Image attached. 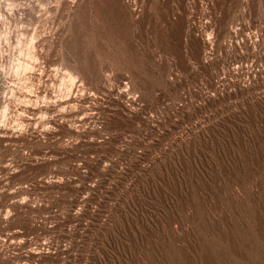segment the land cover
<instances>
[{"label": "rangeland", "instance_id": "rangeland-1", "mask_svg": "<svg viewBox=\"0 0 264 264\" xmlns=\"http://www.w3.org/2000/svg\"><path fill=\"white\" fill-rule=\"evenodd\" d=\"M263 38L264 0H0V264H264Z\"/></svg>", "mask_w": 264, "mask_h": 264}, {"label": "bare ground", "instance_id": "bare-ground-1", "mask_svg": "<svg viewBox=\"0 0 264 264\" xmlns=\"http://www.w3.org/2000/svg\"><path fill=\"white\" fill-rule=\"evenodd\" d=\"M47 27H48V26H47ZM242 30H243V29H242ZM203 32H204V31H203ZM235 32H236V29L233 30V33H235ZM236 34H237V33H236ZM256 37H257V36H256ZM258 37H259V36H258ZM261 37H262V36H261ZM261 37H260V38H261ZM250 39H251V38H250ZM256 39H257V38H256ZM263 39H264V38H263ZM246 40H247V39H246ZM199 41H200V40H199ZM206 41H207V40H206ZM206 41L202 39V44L204 45V47H205V45L208 43V42H206ZM200 42H201V41H200ZM200 42H199V43H200ZM257 42H258V40L255 41L254 44H256ZM259 42H260V40H259ZM259 42H258V43H259ZM248 43H249V42H248ZM252 43H253V42H252ZM261 43H263V41H262ZM258 45H259V44H258ZM262 46H263V45H262ZM201 47H202V45H201ZM204 47H203V48H204ZM206 47H207V46H206ZM232 47H233V46H232ZM253 47H254V46H253ZM42 49H43V48H42ZM29 52H30V51H29ZM37 55H38V54H37ZM45 55H46V54H45ZM22 57H23V56H22ZM34 58H35V57H34ZM203 58H204V57H202V60H203ZM39 60H40V59H39ZM204 62H205V61H204ZM204 62H203V63H204ZM20 63H21V62H20ZM29 63H31V62H29ZM84 63H85V62H84ZM240 64H241V63H240ZM34 66H35V65H34ZM37 66H38V65H37ZM37 66H36V67H37ZM236 67H237V66H236ZM262 68H264V67H262ZM23 69H24V68H23ZM26 69H27V68H26ZM59 69H60V68H59ZM94 70H95V69H94ZM65 71L67 72V73H66L67 75L65 74ZM65 71H64V74H65L66 77L63 76V78H62L63 80H61L62 82H60V83H62V85H63V86L61 85V86H62V87H61L62 90L58 88V89H59V92H57V93H60V91H61V92L63 93V90H65L66 94H65V93L62 94V96L65 95V97H62V96L60 97L61 94H58L59 97H57V96L54 95L56 99H54L52 105H50V106L47 107V109H50V107L53 106V108H51V111L54 110V113H55V110H56V111H57V114H61L62 116H65V115H66V114L64 115V113L68 111L67 107H68L69 110L71 111V109L73 110V109L75 108V105H79L80 102H83V103H84V100H85V101L89 100V99L86 100V98H89V97H91L93 94H94V95L96 94V93H91V94L89 93V94H87V93H88V92L86 91V89H87L86 87H87V86H85V83H86V82H83L82 80H80V79L78 78V75H77V74H76L77 76H75L74 73H73V74H74V75H73V74L71 73V70H65ZM236 71H237V70H236ZM36 72H37V71H36ZM36 72H35V73H36ZM260 72H261V71H260ZM48 73H49V72H48ZM64 74H63V75H64ZM81 74H82V73H81ZM33 76H34V75H33ZM37 76H38V75H37ZM37 76H36V77H37ZM50 76H51V75H50ZM50 76H49V79L47 78L49 81H51V80H50V79H51ZM36 77H35V78H36ZM38 77H39V76H38ZM44 77H45V76H44ZM47 77H48V76H47ZM64 77H65L66 79H64ZM32 78H33V77H32ZM40 78H43V77L41 76ZM58 78H59V77H58ZM14 79H15V78H14ZM44 79H45V78H44ZM78 79H79V80H78ZM42 81H43V80H42ZM59 81H60V80H59ZM32 82H33V81H32ZM43 82L45 83V80H44ZM46 82H47V81H46ZM52 82H53V80H52ZM54 82H55V81H54ZM15 83H16V82H15ZM41 84H42V83H41ZM50 84H51V83H50ZM54 84H56V83H54ZM47 85H48V87H52V86H50L49 84H47ZM52 85H53V84H52ZM15 86H16V85H15ZM39 86H40V85H39ZM41 86H42V85H41ZM29 87H30V86H29ZM46 87H47V86H46ZM48 87H47L46 89L40 88V91L38 90V91H39L38 93L46 92V94L48 95L49 91L51 92V90H52V89L49 90ZM12 88H13V87H12ZM24 88H26V87H24ZM85 88H86V89H85ZM21 89H22V88H21ZM30 89H31V88H30ZM30 89H29V91H30ZM38 89H39V88H38ZM54 89H56V88H54ZM11 90H12V89H11ZM18 90H19V89H18ZM16 91H17V90H16ZM53 91H54V90H53ZM55 91H56V90H55ZM88 91H89V89H88ZM90 91H91V90H90ZM23 92H24V91H23ZM36 92H37V91H36ZM16 93H17V92H16ZM31 93H32V92H31ZM57 93H56V94H57ZM97 93H98V92H97ZM20 94H21V93H20ZM22 94H23V93H22ZM24 94H26V93H24ZM36 94H37V93H36ZM46 94H44V97H45L46 100H48L49 98L47 99V96H45ZM50 94H51V93H50ZM50 94H49V95H50ZM54 94H55V93H54ZM86 94H87V95H86ZM13 95H14V94H13ZM17 95H18V94H17ZM27 95H28V93H27ZM31 95H32V94H31ZM34 95H35V94H34ZM39 95H40V94H39ZM14 97H15V96H14ZM19 97H22V96L19 95L18 98H19ZM29 97L31 98L32 96H29ZM37 97H39V96H37ZM51 97H52V96H51ZM22 98H23V97H22ZM26 98H27V97L25 96V100L28 99V98H27V99H26ZM30 98H29V99H30ZM42 98H43V97H42ZM53 98H54V97H53ZM92 98H93V97H92ZM92 98H91V99H92ZM32 99L34 100V98H32ZM37 99H38V98H37ZM93 99H95V98H93ZM39 100H40V98H39ZM29 101H30V100H29ZM29 101L26 102V101L23 100V102H26L27 104L29 103ZM34 101H35V100H34ZM34 101H33V103H34ZM36 101L38 102V100H36ZM48 101H49V100H48ZM50 101H51V100H50ZM90 101H91V100H90ZM19 102H20V100H19ZM37 102H36V103H37ZM87 102H88V101H87ZM91 102H92V101H91ZM26 103H25V104H26ZM33 103H32V105H33ZM49 103H50V102H49ZM85 103H86V102H85ZM89 103H90V102H89ZM19 104H20V103H19ZM34 104H35V103H34ZM91 104H92V103H91ZM95 104H96V103H95ZM95 104H94V105H95ZM21 105H22V103H21ZM28 105H29V104H28ZM44 105H45V104H44ZM84 105H85V104H84ZM86 105H88V103H87ZM92 105H93V104H92ZM92 105H91V106H92ZM94 105H93V106H94ZM81 106H82V105H81ZM96 106H97V104H96ZM130 106H131V105H130ZM18 107H19V106H18ZM25 107H26V106H25ZM57 107H58L59 109H58ZM84 107L86 108V106H84ZM84 107H83V108H84ZM20 108H21V107H20ZM83 108H82V109H83ZM98 108H99V107H98ZM42 109H43V108H42ZM42 109H41V110H42ZM76 109H77V108H76ZM82 109H81V110H82ZM88 109L90 110L89 106H88ZM88 109H87V110H88ZM15 110H16V109H15ZM17 110H18V109H17ZM19 110H20V109H19ZM28 110H29V111H31V110L35 111L36 108L33 107V108L30 109V108L28 107ZM28 110H27V111H28ZM44 110H45V109H44ZM85 110H86V109H85ZM45 111H46V110H45ZM75 111H76V110H75ZM77 111L79 112V111H80V108H79ZM82 111H83V110H82ZM13 112H14V111H13ZM37 112H38V111H37ZM41 112L45 115V112H44V111H41ZM59 112H60V113H59ZM71 112H72V114H73V111H71ZM92 112H94V109H93ZM92 112L90 111V113H92ZM26 113H29V112H26ZM46 113H47V112H46ZM67 113H70V112H67ZM75 113H77V112H74V114H75ZM83 113H84V112H83ZM85 113H86V112H85ZM88 113H89V111H88ZM88 113H86V114H88ZM21 114H22V112L20 113V115H21ZM40 114H41V113H39V115H40ZM47 114H48V113H47ZM55 114H56V113H55ZM55 114H52V115H55ZM70 114H71V113H70ZM86 114H85V115H86ZM93 114H95V112H94ZM25 115H26V114H25ZM27 115H28V114H27ZM27 115H26V116H27ZM29 115H30V113H29ZM35 115H37V113H36ZM50 115H51V114H50ZM50 115H49V116H50ZM75 115H76V114H75ZM79 115H80V114H79ZM83 115H84V114H83ZM97 115H98V114H97ZM18 116H19V115H18ZM30 116H31V115H30ZM32 116H33V114H32ZM41 116H42V115H41ZM49 116H47V117H48L49 120H50V117H49ZM81 116H82V115H81ZM88 116H89V115H88ZM91 116H93V115L91 114ZM57 117H58V115H57ZM57 117H56V118H57ZM72 117H73V116H72ZM83 117H84V116H83ZM83 117L80 119V121H82V122H83V120H82ZM95 117H96V116H95ZM23 118H24L23 120L29 121L27 118H25V117H23ZM34 118H36V117H34ZM34 118H33V119H34ZM40 118H41V117H40ZM42 118L45 120L44 116H42ZM42 118L40 119V121L42 120ZM74 118H75V117H74ZM78 118H79V117H78ZM86 118H87V117H86ZM86 118H85V122H86V120H87ZM89 118H91V117H89ZM29 119H30V118H29ZM31 119H32V117H31ZM31 119H30V120H31ZM52 119H54V118H52ZM52 119H51V120H52ZM58 119L60 120V118H58ZM75 119H76V118H75ZM91 119H92V118H91ZM93 119H94V118H93ZM18 120H19V119H18ZM46 120H47V119H46ZM51 120H50V121H51ZM61 120H62V119H61ZM66 120H67V119H66ZM97 120H98V119H97ZM35 121H37V119H36ZM35 121H34V122H35ZM40 121H37L35 124H38V122H40ZM56 121H57L56 119H55V120H52L53 123L56 122ZM78 121H79V120H78ZM90 121L92 122V120H90ZM19 122H20V120H19ZM22 122H23V121H22ZM22 122H21V124H22ZM48 122H49V121H48ZM48 122H47V123H48ZM52 122H51V124H52ZM87 122H88V121H87ZM27 123H28V122H27ZM42 123H43V122H42ZM49 123H50V122H49ZM58 123L60 124L59 121H58ZM72 123H73V122H72ZM79 123H80V122H79ZM29 124H30V123H29ZM31 124H33V123H31ZM35 124H34V125H35ZM54 124H55V123H54ZM22 125H24V124H22ZM39 125H40V124H38V126H39ZM46 125H50V124H46ZM46 125H45V126H46ZM56 125H57V124H56ZM81 125H82V124H81ZM38 126H36V127H38ZM43 126H44V125H43ZM54 126H55V125H54ZM29 127H30V125H29ZM32 127H33V126H32ZM34 127H35V126H34ZM36 127H35V128H36ZM49 127H51V126H49ZM38 128H39V127H38ZM52 128H53V127H52ZM52 128H51V129H52ZM36 129H37V128H36ZM46 129H48V128H46ZM46 129H45V130H46ZM51 129H50V130H51ZM54 129H56V128H54ZM54 129H53V131H55ZM3 130H4V133L6 134L5 129H3ZM1 131H2V128H0V132H1ZM7 131H8V130H7ZM48 131H49V130H48ZM2 132H3V131H2ZM50 133H51V132H50ZM0 134H1V133H0ZM7 134H8V133H7ZM12 134H13V133H12ZM1 135H3V134H1ZM13 140H15V139H13ZM40 254H41V253H40Z\"/></svg>", "mask_w": 264, "mask_h": 264}, {"label": "built area", "instance_id": "built-area-1", "mask_svg": "<svg viewBox=\"0 0 264 264\" xmlns=\"http://www.w3.org/2000/svg\"><path fill=\"white\" fill-rule=\"evenodd\" d=\"M51 246L49 245V244H47V243H43V244H38V246H35L34 247V250H31V252L32 253H35V251H36V253L35 254H39V253H42V254H47V253H49V252H51Z\"/></svg>", "mask_w": 264, "mask_h": 264}]
</instances>
